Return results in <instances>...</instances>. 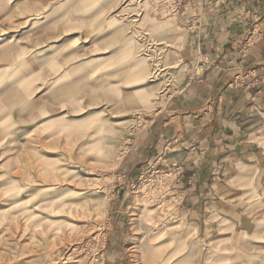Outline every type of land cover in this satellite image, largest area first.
<instances>
[{
	"label": "rangeland",
	"instance_id": "rangeland-1",
	"mask_svg": "<svg viewBox=\"0 0 264 264\" xmlns=\"http://www.w3.org/2000/svg\"><path fill=\"white\" fill-rule=\"evenodd\" d=\"M199 2L0 0V264H264V190L250 230L206 237L180 211L182 164L123 166L184 79L177 17ZM243 74L264 83V60Z\"/></svg>",
	"mask_w": 264,
	"mask_h": 264
},
{
	"label": "crops",
	"instance_id": "crops-1",
	"mask_svg": "<svg viewBox=\"0 0 264 264\" xmlns=\"http://www.w3.org/2000/svg\"><path fill=\"white\" fill-rule=\"evenodd\" d=\"M200 1L177 17L184 79L135 131L123 166L137 180L154 157L182 164L180 211L208 237L220 219L236 226L241 218L250 230L243 207L264 190V83L235 82L264 60V0ZM204 58L210 65L200 72Z\"/></svg>",
	"mask_w": 264,
	"mask_h": 264
},
{
	"label": "bare ground",
	"instance_id": "bare-ground-1",
	"mask_svg": "<svg viewBox=\"0 0 264 264\" xmlns=\"http://www.w3.org/2000/svg\"><path fill=\"white\" fill-rule=\"evenodd\" d=\"M143 209H144V208H143ZM143 209L141 210V212L143 211ZM140 216H142V213L138 212V214H137V219H140ZM135 218H136V217H135ZM221 230H222V232H223V234H224V237H227V234H228V227L224 226V227H222ZM222 236H223V235H222ZM136 246L140 248V245H139V244H137ZM154 252H155V253H154ZM156 253H157L156 251L152 250V251L148 252L147 254L145 253L144 256L141 255L142 262H141L140 264H154V263L151 262L152 260L149 259V258H150L149 256H151V255H153V254H156ZM223 257H225V256H223ZM224 259H225V258H224ZM150 260H151V261H150ZM162 261L167 263L168 258H167V257L160 258V261H159L158 263H156V264H163ZM227 262H228V261H227ZM184 263H185V264H190V263L187 262V261H185Z\"/></svg>",
	"mask_w": 264,
	"mask_h": 264
}]
</instances>
